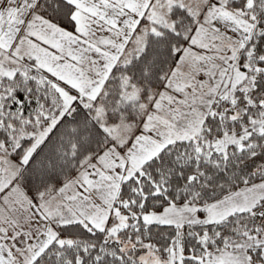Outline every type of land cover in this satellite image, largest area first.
<instances>
[{
  "label": "snow or ice",
  "instance_id": "obj_1",
  "mask_svg": "<svg viewBox=\"0 0 264 264\" xmlns=\"http://www.w3.org/2000/svg\"><path fill=\"white\" fill-rule=\"evenodd\" d=\"M0 264H264V0H0Z\"/></svg>",
  "mask_w": 264,
  "mask_h": 264
}]
</instances>
